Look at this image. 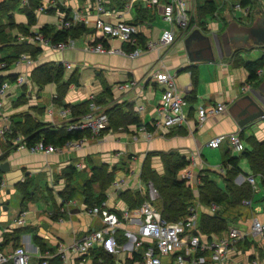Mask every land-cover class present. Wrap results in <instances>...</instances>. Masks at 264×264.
I'll list each match as a JSON object with an SVG mask.
<instances>
[{"label":"crops","instance_id":"obj_1","mask_svg":"<svg viewBox=\"0 0 264 264\" xmlns=\"http://www.w3.org/2000/svg\"><path fill=\"white\" fill-rule=\"evenodd\" d=\"M165 2L166 0H159L152 7L147 6L144 2H139L131 8L125 9L122 0H108L105 7L112 12V15L105 16L104 20L115 22L120 19L134 23L139 30V45L143 48L147 41L156 40L162 31V29L155 28L153 23L157 16L163 19L162 12ZM216 2L218 4L217 10L213 14L207 15V17L211 16V19L208 20L206 17L203 24L200 25L195 22L187 31L178 32L175 41L169 47L143 50V53L135 59L118 54L87 50L89 45L99 42L105 47L121 46L128 49L126 43H121L116 39L97 38L94 26V20L97 16L95 0H67V7L63 8L68 9V11L65 10L64 12L54 8H50L53 9L52 12L48 11L49 9L38 12L35 8L36 21L30 26L27 24V17L22 8L27 5L21 4L10 13L16 24L25 25L30 32V34H26L18 28L6 29L12 36H15L17 43L24 42L39 47L37 44L27 42V37L36 31H40L39 29L46 24L56 29V22L61 16L69 18L74 12L80 15V20L75 25L81 24L83 30L79 35L69 37L66 41L68 46L63 50L39 47L41 51L35 56L31 55L34 61L32 66H27L24 62H14L8 70L0 72V75L25 74L28 77L27 82L14 89L10 97L3 101V106L0 109V125L8 124L11 129L12 117L15 121H23L22 113L27 111L36 120L51 122L49 115L45 113L46 108L40 107L39 100H37L40 97V92L47 88L51 94L50 104L54 106L67 103L77 104L87 99L90 100L91 95H93V101L95 102L96 97L102 96L103 99L105 98L104 106L102 105L104 111L105 106H108V104L110 107L119 104L125 111L131 109L143 124H151L153 130L155 129L152 124L155 116L154 108L163 90V86L152 79L153 70L159 65H163L174 76L176 86L184 96V112L187 122L169 129L160 127L150 139L146 138V135L134 124H130L126 130H111L102 137H86L82 147L78 149L63 150L50 154L31 153L24 148H17L10 141L11 139L7 137V133L0 138V157L6 154L5 158L0 159V163L4 161L9 163L8 170L0 171V182L3 183L0 191L1 250L9 252L16 245H21L30 254L31 251L38 248L40 254L49 256L41 258L37 254L38 257H35L32 261L30 254L29 264H39V262L41 264L43 260H46L48 264V260L57 254L60 245L69 246L87 232L93 229H102L101 218L96 215H89L86 212V205L80 195H77L71 202H62L60 197L58 203L54 202L51 210H44L42 213L36 211L34 207L30 208L27 204L34 205L37 200L39 188L34 186V180L43 171L48 170L51 174L50 177H53V174L55 175L56 179L53 186L58 193L65 186V180L60 175L65 167L72 165L76 170L88 175L93 165L104 163L109 169L115 167L114 180L122 179L123 181L120 188H114L111 184L106 188L104 191L105 202L111 210L120 211L121 216L124 215L125 218L122 219L120 227L105 234L104 244L95 248H103L111 252L114 259L121 264H137V261L131 263L130 259L134 251L133 241L137 236L138 226L142 218L138 209H129L127 203L121 199L120 193L126 189L141 191L142 193L147 189L146 182L140 177V172L142 162L149 153L156 154L150 158L151 168L159 174L164 172L160 154L175 153L190 160V164L186 169L191 171L194 176H197L202 169H212L216 175L222 177V174L225 173H221L218 168L222 166L224 159L221 162L210 164L207 162L205 152L211 151L214 155H217L218 150H223L225 154L226 150H230V145L227 141H223L218 147L212 148L207 145L210 139L220 134L235 133L242 142L244 149L250 147L247 141L250 136H254L258 141H264V114L240 127L237 124L236 117L244 109L246 101H241L231 108L244 95H251L264 111V98L258 96L259 99L255 96L256 89L264 82V66L259 69V77L256 81H248L247 70L242 66H234L232 64V54L226 55L217 44L218 39H221L230 23L236 22L239 26H250L256 15L252 13V16L248 19L237 18L234 16L232 7L237 2L236 0L232 4L228 0H216ZM257 2L258 8L263 12L259 0ZM192 4L193 17L196 14L197 0H193ZM260 15L262 16V13ZM194 29H198L202 34L211 37L213 59H189L183 40ZM84 37L87 38L83 39ZM0 48H3L1 44ZM25 53L29 54L28 52ZM238 56L244 61L258 59L264 56V46L259 45L240 49ZM52 61L63 63L65 67L63 82H66L73 73L77 77V83L68 86L62 103L54 100L57 84L50 82L39 87L30 79L31 71L36 66ZM80 70L88 71L90 75L85 78L84 84ZM192 71L196 74L195 86L192 83ZM131 80L135 81L137 85L126 90L118 89V85ZM106 88H109L108 92H105ZM23 92L26 93L27 100L14 106L12 101L16 100ZM217 103H224L226 109L217 115L208 117L203 123H198V107H207ZM140 105L143 106V109L138 111L137 107ZM40 115H44L43 120L39 119ZM52 118L54 120L52 124L56 125L55 123H58L56 117L53 116ZM246 134L247 137L244 138ZM243 139H245L247 147ZM135 162L138 163L137 172L132 167L131 173L133 175H125L126 170L129 171V167ZM78 164L81 166L78 167ZM84 174L83 176H85ZM240 174L241 176L234 181L237 185L243 183L242 176L253 175L251 172L249 174H242L241 172ZM216 175H213L215 181ZM256 176L260 177L264 183L263 176L260 174ZM30 179L33 183L30 182ZM27 181L30 182L28 185L25 184ZM19 183L24 185V194L18 188ZM192 186L193 188L196 186L195 180L192 181ZM94 189L95 192H98V184L94 185ZM14 190L21 193V200L26 195L25 200L27 203L20 204L19 211L12 214L11 219H8L6 214L8 202L4 203L2 198L8 199L9 194ZM2 192H5L3 197L1 196ZM257 192H260L258 186H256L254 194ZM28 193L31 194L27 195ZM254 194L250 198L252 201L251 207L241 205L228 211L227 215L231 218L230 225L247 231L253 217L264 221V206L262 210L253 209ZM195 203L194 206L197 208L199 219L202 213L211 214L208 205H203L198 200ZM22 212H25V224L17 225L15 219ZM133 228L136 231L132 233L130 231ZM117 232H121V235L126 236L125 242L116 239ZM35 237L45 244L44 251H42ZM31 241H33L32 244ZM112 245H116V252L111 250ZM263 245L264 240L259 237H247L239 241L228 264H251L252 260H256L257 264H264ZM92 258L93 255L90 252L84 256L69 252L65 260L61 259L63 264H91Z\"/></svg>","mask_w":264,"mask_h":264},{"label":"built area","instance_id":"obj_2","mask_svg":"<svg viewBox=\"0 0 264 264\" xmlns=\"http://www.w3.org/2000/svg\"><path fill=\"white\" fill-rule=\"evenodd\" d=\"M2 1V0H0ZM97 16L94 20L95 35L98 39H116L121 43H126L128 49L123 47H105L102 43H94L87 47V50L99 53L118 54L130 59L139 57L143 50H155L169 47L176 39L178 32H185L190 27V19L193 15V0H166L162 17L168 22L170 28L163 29L156 40H149L140 47L138 34L139 30L134 23L124 20L108 22L104 20L107 15H112V12L107 10L105 3L108 0H95ZM125 9L131 8L139 2H144L147 6L152 7L159 0H122ZM237 1V0H236ZM261 7H264V0H259ZM67 0H41L37 7V11H46L50 8L64 12L61 7H67ZM22 5H28V0H21ZM233 10L241 11L244 18L251 13L252 10L248 7H243L237 1L233 5ZM117 15V13H116ZM80 20V15L74 12L69 18L61 16L56 22V29H67ZM27 42L37 44L39 47L52 48L53 50H63L68 46V42H52L49 37H46L40 31H36L27 37ZM24 62L27 66H32L34 61L31 55L22 53L16 63ZM6 63L1 62L0 67H5ZM152 79L163 86V90L157 105L154 108L153 126L155 129L147 130L145 126L139 129L146 135V138H152L158 128H173L187 122V117L184 112L185 99L183 94L178 90L174 76L171 75L163 65H159L153 70ZM28 81L25 74H19L14 82L5 81L0 86V109L3 106V101L10 97L12 91ZM137 83L133 80L118 85V89L126 90L134 87ZM246 88V87H245ZM93 95L90 96V110L78 117L71 115V110L68 107L60 105L56 109L53 105H49L45 109V113L49 115V119L53 123V116L56 117L58 123L56 125L65 124L67 130H89L91 136L98 137L103 129L108 125V116L104 112L101 105H97L93 101ZM143 106L137 107L141 111ZM226 109L224 103H217L207 107L200 106L197 109V121L203 123L208 117L217 115ZM11 132L8 124L0 125V138ZM86 138L74 139L67 141L63 146H55L43 141H37L32 144H27L25 137L17 134L12 142L17 148H24L31 153H57L63 150L78 149L82 147ZM227 141L230 145V150L241 152L244 146L239 137L235 133L220 134L210 139L207 143L209 147L216 148L221 142ZM81 166L80 164L77 165ZM221 173L225 169L221 166L218 168ZM241 174L234 179H238ZM179 177L188 180L195 184L198 183V175L194 176L191 171L186 168L179 173ZM244 181H247L256 191L255 175L242 176ZM264 179V176H263ZM243 181V182H244ZM123 184L122 179H115L111 186L120 188ZM3 183L0 182V191ZM148 198L145 200L138 211L141 215V223L138 226L137 236L133 241V249L141 253V259L138 264H228L235 251L239 241L251 238H262L264 240V221L257 217L251 219V223L247 231L230 225L223 233H211L210 235L202 232L199 229V214L195 206L190 207L188 215L180 221L168 222L161 216L160 211L156 208L153 202L157 199L158 193L151 182L146 183ZM71 202V200L67 201ZM1 204V200H0ZM242 205L251 207V199L242 200ZM211 214H215L219 207L215 204L208 206ZM86 212L89 215H96L101 218L103 224L102 229L87 232L81 238L75 240L69 246H59L57 254L65 260L69 252H73L79 256L89 254L96 246H101L105 242V234L114 231L122 224V219L125 216H119L111 210L105 201L100 205L86 207ZM25 212H22L15 219L17 225H24ZM264 249V245H263ZM111 250L116 252V245H112ZM43 258L49 255L40 254L39 249L34 251ZM30 254L24 246L18 245L13 247L9 252L0 249V264H29ZM41 264H47L43 260ZM251 264H257L256 260H252Z\"/></svg>","mask_w":264,"mask_h":264},{"label":"trees","instance_id":"obj_3","mask_svg":"<svg viewBox=\"0 0 264 264\" xmlns=\"http://www.w3.org/2000/svg\"><path fill=\"white\" fill-rule=\"evenodd\" d=\"M40 1L41 0H28V5L22 7L29 26L36 21L34 9L38 7ZM237 1L241 6L251 9L252 13H256L259 9L257 0ZM197 2V13L195 16L191 17L189 26L195 22L200 25L203 24L207 15L213 14L215 10H217L218 4L216 0H197ZM20 5L21 0L0 1V44L2 47L6 45L15 47V51L0 58V63H6V66L1 67V70H8L10 65L16 62L22 53L28 52L30 55L35 56L41 51L39 47L31 44H26L24 42L17 43L15 36H12L11 33L6 30L18 28L21 32L30 34L28 27L16 24L10 14ZM63 9L64 8L61 7V10ZM64 10L68 11V9ZM48 11L52 12L53 9H49ZM39 30L46 37H49L52 42H66L69 37L79 35L82 32L83 27L81 24H74L67 29L57 30L51 27V25L46 24ZM236 53L237 52L235 51L232 53V64L234 66H242L247 70L248 81H256L259 77V69L264 66V56L255 60L244 61ZM64 70L65 67L63 63L53 61L43 63L36 66L31 71L30 79L39 87L50 82L57 84L54 100L62 103L68 86L72 83H77L75 73L71 74L66 82H63ZM16 77V74L0 75V86L5 81L14 82ZM196 80V74L192 71L193 86L196 85ZM108 90L109 88H106L105 92H108ZM26 98V93L23 92L12 102L14 106H17L27 100ZM104 100L105 98L103 99L102 96L96 97L95 103L102 106L105 102ZM90 103L91 101L87 99L77 104L67 103L62 105L70 108L73 117H78L90 110ZM104 112L108 116V125L101 131L98 137H102L105 133L111 130H126L130 124H134L137 128L145 126L147 130H152L153 128L149 123L143 124L131 109L125 111L119 104H114L112 107H110L109 104L108 106L106 105ZM24 118H26L24 121H15L12 117L11 132L7 135V137L11 139V142L17 134H22L25 137L27 144L43 141L46 144L50 143L55 146H63L70 140L91 137L89 130L69 131L66 129L65 124L53 125L49 122L39 121L28 113L24 114ZM247 141L250 147L241 151L240 155H231V151L226 150V156L222 163V167L225 169V174H222L225 182L224 187H220L213 178V175H216L215 171L212 169H202L198 174V183L193 188L192 183L179 177V173L190 164V160L185 156L175 153L160 154L164 166V172L163 174H159L151 168L150 158L152 155L156 154L149 153L142 162L140 177L146 183L151 182L156 189L158 197L153 204L160 211L161 216L168 222L183 220L188 215L190 207L194 206V201L198 200L203 205L209 206L215 204L219 207V210L215 214H201L199 219V229L208 235L211 233L220 234L226 231L231 224V218L227 215L228 211L238 208L242 205V200L250 199L254 194V190L249 182L245 181L239 185L234 182L237 175L242 172L239 165L240 159H247L251 174H260L261 176H264V141H258L254 136L248 137ZM5 156L6 154L2 155L0 159L5 158ZM89 171L88 175L83 173L85 175L84 179L82 183H78L76 177L82 175L81 171L78 172V170L72 165L63 169V172L60 175L65 180V186L58 191L62 202L72 200L76 195L82 196L86 207L100 205L105 201L104 191L114 181L115 167L109 169L106 164L101 163L100 165H93ZM79 184L81 190L78 192L75 186H78ZM96 184H98L99 187L98 192H95L94 189V185ZM18 188L23 191V194L25 193L22 184L19 183ZM30 194L31 193H28L27 195ZM25 196L20 202L21 205L27 203L25 200L27 197ZM120 197L127 203L129 209H138L140 205L147 200L148 193L147 189L142 193L141 191L126 189L121 191ZM112 210L119 216L122 215L120 211ZM121 237L122 238L118 239V241L125 242L126 238H124L123 235H121ZM4 239L6 240V238ZM35 240H37L42 251H44L45 244L38 240L37 237H35ZM90 253L93 255L91 264H116V260L112 253L103 248H94ZM140 259L141 253L134 250L130 262H138ZM48 264H63V261L60 255L56 254L48 260Z\"/></svg>","mask_w":264,"mask_h":264},{"label":"rangeland","instance_id":"obj_4","mask_svg":"<svg viewBox=\"0 0 264 264\" xmlns=\"http://www.w3.org/2000/svg\"><path fill=\"white\" fill-rule=\"evenodd\" d=\"M229 2H231V4L233 2H235V0H228ZM198 3V2H197ZM198 5V4H197ZM197 7V6H196ZM263 12L262 13V16H264V7H261ZM197 8H195V13H197ZM261 10V9H260ZM234 16H236L237 18L238 17H242L243 14L241 11H238V10H234ZM252 16V12L251 13H248V15L244 18H250ZM207 19H211V16H208ZM154 26L155 28H158V29H166V28H170V25L168 24V22L164 21L160 16H157V19L154 21ZM88 37V35H87ZM87 37H84L83 39L87 38ZM82 40V39H81ZM11 51H15V47H12V46H4L3 48H0V58H2L5 54H8L9 52ZM235 52H237L236 54L239 55V50H236ZM1 67H0V72H1ZM79 72H81V75L83 76V84L85 82V78H88L90 75L88 74V71H83V70H80ZM19 93V91H18ZM39 100V106L40 107H44V108H48V106L50 105V100H51V94L48 92L47 88H44L41 92H40V97L37 99ZM52 105V104H51ZM54 106V105H53ZM56 109L59 108V106H54ZM25 113H28L27 112H24L22 113V118L25 120L26 118H24V114ZM35 116V114H33ZM43 117L44 115H40L39 116V119L40 120H43ZM23 120V121H24ZM247 137V134L245 135L244 138ZM226 142V141H225ZM243 142L246 146V141L245 139H243ZM247 147V146H246ZM217 155H214L211 151L209 152H205V156L207 158V162L210 163V164H215V163H218V162H221V160L225 159V154L223 153V150H218L217 151ZM231 155H240V153L238 152H235V151H231ZM239 164H240V167L242 169V174H249V167H248V162H247V159L246 158H241L240 161H239ZM97 165H100V164H97ZM134 167V171L137 172V169H138V163L135 162L133 163L129 168H130V172L128 170H126L125 172V175L129 176V175H133L131 173V168ZM78 172H80L78 170ZM82 175L79 176V177H76V181L78 183H82L83 179H84V176H83V172H81ZM51 174L48 170L46 171H43L40 175L36 176L35 177V180H34V186L38 187L39 190L37 191V200L36 202L33 204H27V206H29L30 208L31 207H34L36 209V211L38 212H43L44 210H51L53 208V204L54 202L58 203L59 202V199H60V196L58 195V193L56 192V190H54V186H53V183H54V180L56 179L55 175L53 174L52 176L53 177H50ZM256 179V186H258L260 188V192L258 193H255L254 194V197H253V209L257 208L256 210H259L263 208L264 206V183L261 181L260 177H255ZM36 181V182H35ZM30 182L33 183V181H31L30 179ZM30 182H25V184H29ZM216 182L217 184L220 186V187H224L225 186V182H224V179L221 177V176H218L216 175ZM24 186V185H23ZM76 187V190L79 192L81 190L80 188V184L78 186H75ZM5 193V192H4ZM2 192L1 196L3 197L5 194ZM39 195V197H38ZM77 197V195H76ZM74 197V198H76ZM39 198V200H38ZM2 200L4 201V203L8 202L7 204V207H8V210H7V216H8V219H11V216L12 214L16 213L19 211L20 209V200H21V193L18 191V190H14L12 191L10 194H9V197L8 199H3ZM196 200L194 201V204ZM34 209V210H35ZM1 213V212H0ZM136 229H131L130 232H135ZM124 238H126V236H123ZM122 238L121 237V232H117L116 234V239H120ZM127 239V238H126ZM33 243V241H31V244ZM31 256H32V261H34L33 259L35 257H38V255L34 252V251H31ZM138 264V262H137Z\"/></svg>","mask_w":264,"mask_h":264},{"label":"water","instance_id":"obj_5","mask_svg":"<svg viewBox=\"0 0 264 264\" xmlns=\"http://www.w3.org/2000/svg\"><path fill=\"white\" fill-rule=\"evenodd\" d=\"M261 10H257L255 19L250 26H239L236 22L228 25L227 31L217 41L220 50L226 55L232 54L236 50L251 48L253 46H264V17L260 15ZM186 53L190 60L197 59H213V45L211 37L202 34L198 29H194L183 40ZM264 93V82L256 89L255 96L262 99ZM260 99V98H259ZM246 101V105L237 115V124L240 127L263 116L264 111L251 95H244L236 101L231 108ZM9 163L7 161L0 163V171L8 170ZM6 208V206H5ZM117 250V249H116ZM116 264H121L116 260Z\"/></svg>","mask_w":264,"mask_h":264}]
</instances>
